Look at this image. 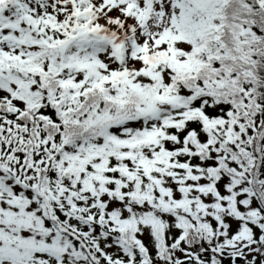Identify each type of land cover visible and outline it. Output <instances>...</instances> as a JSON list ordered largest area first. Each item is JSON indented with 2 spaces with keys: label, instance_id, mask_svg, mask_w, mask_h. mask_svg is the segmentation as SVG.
Listing matches in <instances>:
<instances>
[{
  "label": "snow or ice",
  "instance_id": "obj_1",
  "mask_svg": "<svg viewBox=\"0 0 264 264\" xmlns=\"http://www.w3.org/2000/svg\"><path fill=\"white\" fill-rule=\"evenodd\" d=\"M0 264H264V0H0Z\"/></svg>",
  "mask_w": 264,
  "mask_h": 264
}]
</instances>
